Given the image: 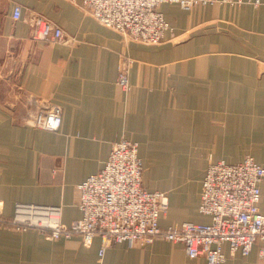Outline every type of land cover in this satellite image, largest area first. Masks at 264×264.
<instances>
[{"label": "crops", "instance_id": "crops-1", "mask_svg": "<svg viewBox=\"0 0 264 264\" xmlns=\"http://www.w3.org/2000/svg\"><path fill=\"white\" fill-rule=\"evenodd\" d=\"M79 3L0 0L2 216L11 217L16 203H33L59 205L64 224L77 219L76 186L124 138L139 145L143 187L168 197L160 227L209 222L198 211L208 163L251 156L264 166V4L187 12L163 3L158 9L175 36L145 45L102 26ZM33 14L61 27L68 42L33 39ZM121 53L133 59L128 93L116 84ZM47 105L61 110L57 131L25 123ZM100 245L99 238L85 246L78 237L48 240L35 229L0 226V264H204L160 239L144 248L118 244L101 258ZM222 250L223 264H264L257 246L247 256L227 244Z\"/></svg>", "mask_w": 264, "mask_h": 264}, {"label": "built area", "instance_id": "built-area-1", "mask_svg": "<svg viewBox=\"0 0 264 264\" xmlns=\"http://www.w3.org/2000/svg\"><path fill=\"white\" fill-rule=\"evenodd\" d=\"M163 3L177 4L189 12L194 8L229 5L259 6L264 0H80L78 7L102 26L122 35L127 41L145 45L160 44L174 28L164 19L158 7ZM21 6L15 5L12 17L19 19ZM27 22L32 37L51 43H67L69 38L57 24L33 14ZM133 59L119 56L116 84L131 91L129 70ZM25 123L45 131H57L61 110L55 105L31 111ZM138 143L121 138L111 144L102 169L76 186V206L80 216L69 224L61 221L59 205L16 203L11 217L2 216L0 226L15 232L35 229L48 240L80 238L85 246L100 239L98 256L118 244L144 248L160 239L183 246L188 258L202 257L204 264H223L222 247L227 244L232 254H250L254 246L264 261V213L261 212V185L264 166L253 157L228 164L210 161L201 183L198 211L210 218L207 223L183 222L160 227L159 218L166 212L168 197L160 191H148L142 185L143 164Z\"/></svg>", "mask_w": 264, "mask_h": 264}, {"label": "rangeland", "instance_id": "rangeland-1", "mask_svg": "<svg viewBox=\"0 0 264 264\" xmlns=\"http://www.w3.org/2000/svg\"><path fill=\"white\" fill-rule=\"evenodd\" d=\"M16 99V100H15ZM14 100H15V102H16V104L17 103H22V97L19 99V98H15ZM22 106V105H21ZM158 170H163V169H158ZM262 185H264V184H262Z\"/></svg>", "mask_w": 264, "mask_h": 264}]
</instances>
